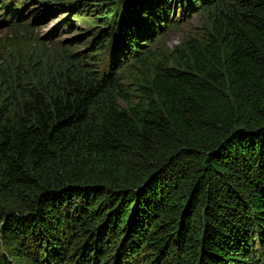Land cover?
Returning <instances> with one entry per match:
<instances>
[{
  "label": "trees",
  "instance_id": "trees-1",
  "mask_svg": "<svg viewBox=\"0 0 264 264\" xmlns=\"http://www.w3.org/2000/svg\"><path fill=\"white\" fill-rule=\"evenodd\" d=\"M26 1L0 0L14 38ZM207 2L68 5L103 11L114 65L134 52L135 103L121 72L0 69V264H264V0H215L206 33L151 49L170 3Z\"/></svg>",
  "mask_w": 264,
  "mask_h": 264
},
{
  "label": "rangeland",
  "instance_id": "rangeland-1",
  "mask_svg": "<svg viewBox=\"0 0 264 264\" xmlns=\"http://www.w3.org/2000/svg\"><path fill=\"white\" fill-rule=\"evenodd\" d=\"M49 1L62 6L43 9L40 8L38 1H26L25 15L27 18L29 17L28 30L26 33H19L16 38L13 37L14 31L10 29L12 24L0 25V69L10 71L11 64L16 60H26L28 65L33 67V69H29L31 71L47 68L53 72L56 69L62 70L63 66L71 64L78 66L83 71H88L90 78L94 80L101 77L99 81L102 82L109 81L116 72H121L122 98L135 103L140 72H138V66H128L135 58H133L134 52L129 51V47L123 48L121 51L125 54L121 57V61L114 65L115 55L120 48L118 43L116 45V40L115 43L110 42L111 37H99L100 30L96 24V27L91 30L90 26L96 22L95 18L103 11L95 9L96 15L93 17L90 15L92 14L90 9L84 8L83 5L68 7V5L82 0ZM93 1L87 0V3ZM191 1L194 3L196 0ZM214 2L215 0H208L202 7L193 5V9H187V3L182 5L181 3L174 5L170 3L169 19L173 23V28L156 36L157 41L151 45V49L154 50L153 55L160 58L161 56L166 57L174 48H181L187 40L206 33L210 28V17L206 9ZM52 4H50L51 7ZM32 8L41 11L33 12ZM4 13V9H1L0 16ZM68 17L71 23L64 22ZM6 18L8 19V17ZM32 22L34 23L31 24ZM103 23L99 22L98 24ZM106 26H101V28H106ZM143 43L141 42V45ZM147 48H144L143 51ZM129 56L130 58L126 59ZM9 65H11L10 68H8ZM124 66L128 67L123 69ZM118 103L120 107H126L122 100H119ZM114 253L115 251L112 257ZM175 260L176 258L173 261ZM110 261H112L111 258L105 264ZM142 261H145L143 264H153L152 258L148 256H144Z\"/></svg>",
  "mask_w": 264,
  "mask_h": 264
}]
</instances>
